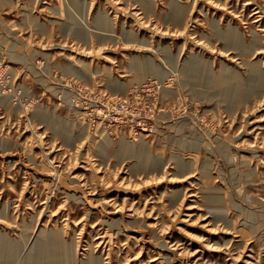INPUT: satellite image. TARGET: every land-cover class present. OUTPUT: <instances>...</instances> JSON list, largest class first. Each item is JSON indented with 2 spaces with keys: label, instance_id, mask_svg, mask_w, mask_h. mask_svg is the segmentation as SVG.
<instances>
[{
  "label": "rangeland",
  "instance_id": "obj_1",
  "mask_svg": "<svg viewBox=\"0 0 264 264\" xmlns=\"http://www.w3.org/2000/svg\"><path fill=\"white\" fill-rule=\"evenodd\" d=\"M259 69L264 0H0V264H264Z\"/></svg>",
  "mask_w": 264,
  "mask_h": 264
},
{
  "label": "bare ground",
  "instance_id": "obj_2",
  "mask_svg": "<svg viewBox=\"0 0 264 264\" xmlns=\"http://www.w3.org/2000/svg\"><path fill=\"white\" fill-rule=\"evenodd\" d=\"M100 24V23H99ZM97 33V32H96ZM235 33V32H234ZM98 34H99V32H98ZM236 34V33H235ZM220 35V34H219ZM254 35V34H253ZM100 37H102L104 40H113V38H115V35H113L112 34V32H111V30H108L106 33H100ZM133 37V36H132ZM220 37H222L223 39H227V40H229V38L226 36V33H224V34H221V36ZM236 38H237V35H236ZM255 38L256 39H254V40H256V42L254 41L253 43H258V41H257V36L255 35ZM260 38V37H259ZM85 39V38H84ZM87 40V39H86ZM239 42V41H238ZM252 45V44H251ZM145 47V46H144ZM248 47V46H247ZM251 48H253V47H251ZM22 56H20V57H18V59L19 60H24L23 58H21ZM69 60V59H68ZM84 61V60H83ZM199 63V62H198ZM258 64L259 63V61H256V62H254V63H252V64ZM8 68V67H7ZM5 69V68H4ZM170 73H173V72H171V71H169ZM166 73V72H165ZM258 74H260L261 76H264V71H262L261 69H259V72H258ZM3 146H5V144H3ZM77 180V179H76ZM179 193V192H178ZM173 194V193H172ZM72 195V194H71ZM70 196V195H69ZM79 197V196H78ZM110 203V202H109ZM4 212L6 211V209H4L3 210ZM2 211V212H3ZM7 212V211H6ZM123 217V216H122ZM157 217V216H156ZM138 219H139V217H138ZM135 221V220H134ZM107 222V221H106ZM117 223H119V222H117ZM116 223V224H117ZM137 223V222H136ZM114 227V226H113ZM117 228V227H116ZM103 238V237H102ZM57 242V239H55V238H53L52 236L50 237V240H49V250L50 251H52V248H53V245H55V243ZM102 242V241H101ZM101 244V243H100ZM0 245L1 246H3V247H5L6 245L8 246V248H9V246L10 245H8V243L6 242V240H5V238L4 237H2V236H0ZM37 247H36V250H35V254L38 256V250H37V248H39L40 249V245L37 243V244H35ZM105 245V244H104ZM162 247H166V248H168L169 250H171L169 247H167V242H163L162 243ZM89 248H91L90 246H89ZM167 249V250H168ZM22 250L23 249H20L19 250V248H16V247H11V248H9L8 249V251L10 252V253H12V254H14V255H17V254H19L20 256L22 255ZM36 251H37V253H36ZM3 254H4V252L2 251V249H0V257H2L3 256ZM90 255H92L91 253H90ZM34 257V256H33ZM31 258H32V255H31ZM202 258V257H201ZM166 259V258H165ZM100 259L99 258H95V257H89L88 258V260H86L85 262H83V264H100V261H99ZM166 263V262H165ZM1 264H3V263H1Z\"/></svg>",
  "mask_w": 264,
  "mask_h": 264
},
{
  "label": "built area",
  "instance_id": "obj_3",
  "mask_svg": "<svg viewBox=\"0 0 264 264\" xmlns=\"http://www.w3.org/2000/svg\"><path fill=\"white\" fill-rule=\"evenodd\" d=\"M9 77L6 73H0V93L4 94L8 90L9 87ZM112 103L119 107L123 108V104L121 103V99L117 97H112L110 99ZM71 106L74 108V118H80L82 116L81 106L79 104V89H75L72 91V99L70 101Z\"/></svg>",
  "mask_w": 264,
  "mask_h": 264
}]
</instances>
